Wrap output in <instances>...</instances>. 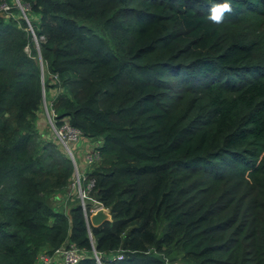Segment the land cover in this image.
<instances>
[{
    "label": "trees",
    "instance_id": "trees-1",
    "mask_svg": "<svg viewBox=\"0 0 264 264\" xmlns=\"http://www.w3.org/2000/svg\"><path fill=\"white\" fill-rule=\"evenodd\" d=\"M218 2L0 0V264L70 244L79 264H264V0L216 25ZM43 87L57 126L101 142L99 227L49 203L73 165L37 132Z\"/></svg>",
    "mask_w": 264,
    "mask_h": 264
},
{
    "label": "built area",
    "instance_id": "built-area-1",
    "mask_svg": "<svg viewBox=\"0 0 264 264\" xmlns=\"http://www.w3.org/2000/svg\"><path fill=\"white\" fill-rule=\"evenodd\" d=\"M3 7L4 5L0 6V13L1 11H7L9 9L8 7ZM52 117L55 118V113L53 110ZM56 137L60 141L62 146L66 148L67 155L75 165L76 179L73 187L77 188V193L79 195L80 201L84 203L86 195L89 194L95 186V180L89 177V173L95 166L99 165V162L101 160L99 150V148L101 147V142H90L89 140L84 139L82 132L72 128L67 121H63L59 129L56 130ZM70 145H74L76 148L80 145L83 147V151H81V154L83 155L82 169L78 168L73 150L71 149L72 147ZM82 206L86 221L91 213H94L99 208H104L103 206L96 204L95 209L89 210L88 214L86 206L83 204ZM93 257L96 261V264H112V261L122 260L123 258L121 254H118L116 256L110 257L107 263H102L100 257L95 251H93ZM84 258L85 254L80 251L74 244H70L65 248L54 251L52 255L41 254L38 257V260L41 261V264H79L80 261Z\"/></svg>",
    "mask_w": 264,
    "mask_h": 264
},
{
    "label": "rangeland",
    "instance_id": "rangeland-1",
    "mask_svg": "<svg viewBox=\"0 0 264 264\" xmlns=\"http://www.w3.org/2000/svg\"><path fill=\"white\" fill-rule=\"evenodd\" d=\"M3 5H4L3 8H6V7L9 8L7 11H1V13H0V14H4L6 19H8L12 16L13 17L17 16L12 11H10L11 10V7L9 6L10 4H7V3L0 4V6H3ZM17 9L19 10V14L21 15V17L25 21L24 15L22 14V11L18 7H17ZM22 9H23L25 17L27 19L28 26H29V28H31L30 22L32 21V19L29 20L28 16H27L30 9L28 7L27 8L22 7ZM33 19L35 21V17H33ZM33 41H34V49L38 52L37 54H38V59H39V64H40V70L42 71V75L44 76L43 77L44 81H46L49 78V76H47V71L44 70L42 67V62H41V58L39 55V49H40L39 42H38V40H36V38L33 39ZM26 52L29 53L30 50L28 49V50H26ZM45 89L46 88L43 87V100H42L40 110L37 114V120H38L37 132L42 135V140L45 138L44 136L47 134V137L52 141V143L57 145L59 147L58 149L64 150V153H65L66 148L64 146H62V144L60 143V141L56 137V130L59 129L61 124L57 126L56 122H55V118L52 117V103H53V98L55 97V93L54 92H46ZM70 146L72 147L71 149L73 150V154L75 156L76 164H77L78 168L82 169L83 155L81 154V151H83V147L81 145L78 146L77 148L74 145H70ZM65 154H67V153H65ZM71 162L73 165V177H72V180L70 182V185L63 192H59L56 194L57 199H55L54 202L50 201L49 203L58 212H66L69 208V204L72 203L74 200H76L78 202V204L81 205V207H83L82 206V204H83L86 206V208L89 207L90 210H94L96 207V204L94 202V198L91 195L92 191L86 195V198L84 199V203H82L80 201L79 195L77 193V188L73 187L76 176H75V165H74L72 160H71ZM82 185H84V184H82ZM163 260H164L165 264H182L179 261L171 262V261H168L166 259H163ZM37 264H41V261L38 260Z\"/></svg>",
    "mask_w": 264,
    "mask_h": 264
},
{
    "label": "clouds",
    "instance_id": "clouds-1",
    "mask_svg": "<svg viewBox=\"0 0 264 264\" xmlns=\"http://www.w3.org/2000/svg\"><path fill=\"white\" fill-rule=\"evenodd\" d=\"M233 12L234 8L231 3V0H222V2L215 3L210 7L207 15V20L213 24L220 25L223 24L225 18Z\"/></svg>",
    "mask_w": 264,
    "mask_h": 264
},
{
    "label": "water",
    "instance_id": "water-1",
    "mask_svg": "<svg viewBox=\"0 0 264 264\" xmlns=\"http://www.w3.org/2000/svg\"><path fill=\"white\" fill-rule=\"evenodd\" d=\"M17 3H18V0H17ZM18 7L22 11V14L24 15V19H25L26 23L28 24L27 19L25 17V14L23 12L22 7L20 5H18ZM110 221H111V216H110V213H109L108 209H106V208H99L94 213H91L89 215V217L87 218V222L86 223H87V225H89V223H90L91 226H93V227H99L103 223L110 222ZM89 236L91 238L90 233H89Z\"/></svg>",
    "mask_w": 264,
    "mask_h": 264
},
{
    "label": "crops",
    "instance_id": "crops-1",
    "mask_svg": "<svg viewBox=\"0 0 264 264\" xmlns=\"http://www.w3.org/2000/svg\"><path fill=\"white\" fill-rule=\"evenodd\" d=\"M41 124V123H40Z\"/></svg>",
    "mask_w": 264,
    "mask_h": 264
}]
</instances>
